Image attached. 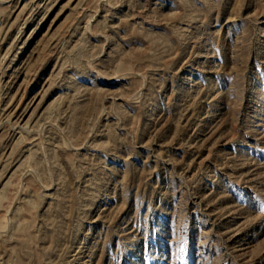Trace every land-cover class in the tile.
I'll return each mask as SVG.
<instances>
[{"label": "rangeland", "instance_id": "1", "mask_svg": "<svg viewBox=\"0 0 264 264\" xmlns=\"http://www.w3.org/2000/svg\"><path fill=\"white\" fill-rule=\"evenodd\" d=\"M0 264H264V0H0Z\"/></svg>", "mask_w": 264, "mask_h": 264}]
</instances>
